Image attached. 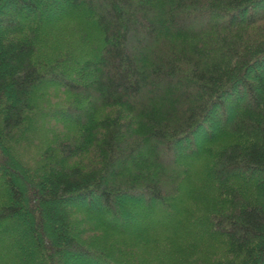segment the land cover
<instances>
[{
	"label": "trees",
	"instance_id": "16d2710c",
	"mask_svg": "<svg viewBox=\"0 0 264 264\" xmlns=\"http://www.w3.org/2000/svg\"><path fill=\"white\" fill-rule=\"evenodd\" d=\"M54 1L0 0V264H166L201 234L223 250L199 264H264V0ZM66 18L82 37L64 54L45 41ZM48 81L75 130L32 156ZM185 156L206 158L204 213L180 202Z\"/></svg>",
	"mask_w": 264,
	"mask_h": 264
},
{
	"label": "rangeland",
	"instance_id": "374dc122",
	"mask_svg": "<svg viewBox=\"0 0 264 264\" xmlns=\"http://www.w3.org/2000/svg\"><path fill=\"white\" fill-rule=\"evenodd\" d=\"M57 3L60 2V0H55ZM54 1V2H55ZM260 9L264 10V6L261 4L259 6ZM15 10V7H11L10 11ZM50 13V12H49ZM54 14V12H53ZM4 13L0 12V16H3ZM50 27V26H49ZM77 25L74 22V19H70V18H66L63 21H60L59 23H56V25H52L50 27L49 30V40H46L45 43L50 41V44L52 46V50L56 51V50H60L62 53H67L70 49L73 48V46L75 45V42H77L78 40L81 39L82 35L77 33V29H76ZM0 30H3V26L0 25ZM69 49V50H67ZM67 51V52H66ZM71 52V51H70ZM78 52V49L76 52H71V54L69 56H74L76 53ZM52 83L50 81H48L46 83V86H48L49 88L47 89V96H49L50 98L53 96V101L49 102V100H44V114L45 116H49L50 115V120L48 124H46L45 120L47 117L44 116V118L39 122V124L36 126V133L34 135V141L32 143H38V142H42L41 147H34V146H29V148L26 149V151L29 153V155L32 156H38L42 153V150L44 147L49 146L53 140V136L51 135L52 133H50L51 131L56 130L58 127H63L65 130L67 131H74L75 130V123L73 121H69L68 119L70 118V116H68V114L62 112V114L60 115V106L62 104H60V99L61 97H65L66 93L65 91L57 85H52ZM44 96V92L42 93V97L41 100ZM40 102V101H39ZM53 109H57L54 110ZM62 111V109H61ZM60 115V116H59ZM230 115L232 116V111L230 110ZM60 117V118H59ZM48 121V119H47ZM210 124H211V129L210 132H214L216 130V128L221 125H219L218 123H216L214 118L210 119ZM208 132H203V131H199L196 136H195V141L198 143V146L200 147L202 144V140L204 137L207 136ZM178 147L181 150L187 149V146L184 144H178ZM206 159V158H205ZM205 159H200L197 162H191L189 161L186 156L183 158H180L177 162L173 163L174 166H187L190 167V172L188 174V176L186 177V180L182 181L181 184V193H180V202L183 205L184 208L190 210V211H195L200 213H204V210L206 209V201L205 200H201V201H195L191 196L188 195V191H189V184L191 183V177L197 173H199V175L197 177H199L200 179H207L209 181H211L206 173H204V171H202L203 173H200V171L198 172L197 168L195 169V165L194 163H200L202 166H204L206 164ZM203 160V161H202ZM173 162V161H172ZM22 185L25 187L26 192H28L27 190V181L24 178L20 179ZM212 182V181H211ZM200 185V184H199ZM206 183L204 182V184H201L200 187L205 188ZM204 190V189H203ZM215 195H216V190H215ZM25 204H27V199H25L24 201ZM79 205H85L84 202H78ZM156 215H162L165 217V214L163 213V211L160 208L156 209ZM168 219V218H166ZM138 225L144 224V223H151V221H148L146 219H142V217H138L135 219ZM26 223V222H25ZM24 223V225H26ZM165 223L170 224V225H174L175 227V218L171 217L168 220L165 221ZM21 225V227H24V225L20 222L19 223ZM132 225V224H131ZM153 225L151 226L152 228L150 229H157L155 223L154 224H150ZM146 227V226H145ZM132 232V230H131ZM22 233V232H21ZM23 235L24 234H28V230L26 229V227H24L23 230ZM22 236V235H21ZM172 237V236H171ZM169 238L170 240L172 238ZM22 237H18V240H21ZM127 240H129L131 237L130 236H126ZM153 238V237H152ZM169 240V241H170ZM130 241V240H129ZM190 243L193 242V244H196V250L192 251V253H189L187 255V257H179L178 255L172 254V253H166V251H163L164 254L161 255L160 259L165 258L166 259V264H186L189 260V264H199L200 261H208L209 263L212 262L213 258H217L220 253H222L223 250V245L221 243L220 240H217L214 238V236H211L209 234H201L199 236H197V238L188 240ZM132 244L137 245L136 247H134V251L139 253L140 256H145L148 257L150 259H155L156 256L159 255V253L157 252H152L151 257L148 256L149 252L153 251V249L151 248L152 245L147 243H143L140 242L136 243V242H132L130 241ZM154 246V245H153ZM166 246V245H165ZM9 246L6 245V248H8ZM161 248V247H160ZM139 257V256H138ZM144 257V258H145ZM142 261H148L147 259H144ZM159 258V256L157 257ZM140 259V257H139ZM63 260L66 262V264H80L79 263V258L78 257H74V255H72L70 257V259H64Z\"/></svg>",
	"mask_w": 264,
	"mask_h": 264
}]
</instances>
